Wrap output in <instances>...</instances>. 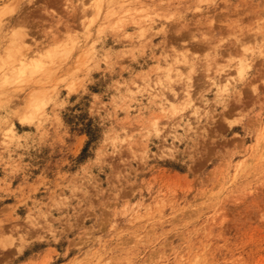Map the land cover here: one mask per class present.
<instances>
[{
    "label": "rangeland",
    "instance_id": "374dc122",
    "mask_svg": "<svg viewBox=\"0 0 264 264\" xmlns=\"http://www.w3.org/2000/svg\"><path fill=\"white\" fill-rule=\"evenodd\" d=\"M263 10L0 0V264H264Z\"/></svg>",
    "mask_w": 264,
    "mask_h": 264
},
{
    "label": "bare ground",
    "instance_id": "6f19581e",
    "mask_svg": "<svg viewBox=\"0 0 264 264\" xmlns=\"http://www.w3.org/2000/svg\"><path fill=\"white\" fill-rule=\"evenodd\" d=\"M264 11V10H263ZM259 12V11H258ZM258 12L255 9H251L248 13L249 14H255L257 16ZM28 47V46H27ZM25 62V61H24Z\"/></svg>",
    "mask_w": 264,
    "mask_h": 264
}]
</instances>
